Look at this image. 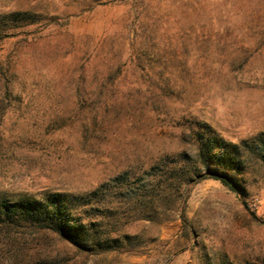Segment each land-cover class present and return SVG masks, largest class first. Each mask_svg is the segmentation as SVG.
<instances>
[{
  "label": "rangeland",
  "instance_id": "rangeland-1",
  "mask_svg": "<svg viewBox=\"0 0 264 264\" xmlns=\"http://www.w3.org/2000/svg\"><path fill=\"white\" fill-rule=\"evenodd\" d=\"M25 9L38 21L0 27V203H75L124 171L139 186L201 133L264 132V0H0ZM241 44L259 51L232 58ZM229 172L241 194L176 182L154 221L122 225L132 251L3 216L0 264H264V163Z\"/></svg>",
  "mask_w": 264,
  "mask_h": 264
},
{
  "label": "trees",
  "instance_id": "trees-1",
  "mask_svg": "<svg viewBox=\"0 0 264 264\" xmlns=\"http://www.w3.org/2000/svg\"><path fill=\"white\" fill-rule=\"evenodd\" d=\"M39 14L29 9L0 14V27H13L37 22ZM258 47L236 45L232 58H251ZM198 144L181 159L167 161L163 167L152 170L139 186L128 183L132 178L124 171L99 184L86 196L75 202L67 195H54L45 199L18 200L0 203V219L27 217L41 221L68 241L82 246L101 249L132 251L135 235L122 232V225L137 220L154 221L164 201L172 197V186L184 181L190 184L199 178L211 177L241 194L238 182L229 171L240 173L250 156L264 163V132L250 139L233 142L215 133H201ZM184 224L187 218L181 208ZM4 219V218H3ZM208 264H243L219 259Z\"/></svg>",
  "mask_w": 264,
  "mask_h": 264
}]
</instances>
